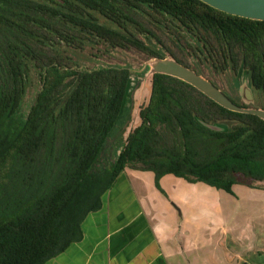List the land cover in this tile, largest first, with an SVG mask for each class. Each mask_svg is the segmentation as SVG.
Masks as SVG:
<instances>
[{"label":"trees","instance_id":"16d2710c","mask_svg":"<svg viewBox=\"0 0 264 264\" xmlns=\"http://www.w3.org/2000/svg\"><path fill=\"white\" fill-rule=\"evenodd\" d=\"M150 24L172 35L177 49L164 46L179 62L245 69L264 94V20L202 0H0V264H45L81 240L84 219L127 167L153 171L159 188L168 173L230 193L264 187V119L164 73L152 76L141 122L114 162L98 167L131 95V67L82 68L52 42L100 39L154 56L130 30L155 35ZM35 71L41 88L23 115ZM231 119L240 123L228 130L207 125Z\"/></svg>","mask_w":264,"mask_h":264},{"label":"rangeland","instance_id":"374dc122","mask_svg":"<svg viewBox=\"0 0 264 264\" xmlns=\"http://www.w3.org/2000/svg\"><path fill=\"white\" fill-rule=\"evenodd\" d=\"M151 33L141 31L131 26L130 30L153 51L154 56L147 51H141L133 46H113L104 40H87L82 45H76L62 41L53 43L64 56H69L82 68H95L102 65H126L132 70V96L128 98L120 117L117 127L112 133V137L105 149L104 156L101 157L98 167H109L116 159L122 149L125 139L130 131L139 125L141 118L139 111L141 106L148 102L151 86L152 74L148 70L149 62L158 56H169L164 44L176 50V46L171 41V34L159 28V25H149ZM162 41H160V40ZM192 68H198L202 75L214 81L233 100L245 106L264 108V94L260 90L252 87L250 76L247 70L240 69L238 72L227 70L216 72L200 60L191 59L187 56ZM195 66V67H194ZM41 76L38 71L33 72L28 90L22 105V114L26 115L33 105L37 92L41 88ZM251 90L253 98H247L245 88ZM133 90V91H132ZM131 94V93H130ZM238 120H221L212 125H218L221 129H231ZM242 182H250L253 185L259 183L243 175L236 176ZM198 184L187 191L177 189L178 196L196 199L198 207L200 235L211 232L214 238L224 232V247L219 246L213 249L212 255L207 249L199 255V262L195 264H264V190L246 184H235L233 192L218 189L205 182L197 181ZM264 186V180L260 182ZM161 185V183H160ZM159 188V187H158ZM166 196L168 193L161 188ZM174 190V189H173ZM177 195V193H173ZM207 217V218H206ZM207 222V226H205ZM208 227V228H207ZM207 228V229H206ZM226 240L230 248V253H223L226 248ZM209 241V239H208ZM243 243L246 247L245 261L236 260L234 254L241 250ZM260 247L263 254H254L248 249ZM241 252V251H239ZM235 259V261H233ZM259 260V261H258ZM183 264H191L189 261Z\"/></svg>","mask_w":264,"mask_h":264},{"label":"crops","instance_id":"0c3cea01","mask_svg":"<svg viewBox=\"0 0 264 264\" xmlns=\"http://www.w3.org/2000/svg\"><path fill=\"white\" fill-rule=\"evenodd\" d=\"M160 183L167 196L153 171L127 167L103 194L101 208L84 219L82 239L45 264H195L205 249L214 255V248L224 247V232L200 235L196 199L178 196L177 189L198 182L168 173ZM248 251L263 254L260 247ZM221 252L230 253L227 240ZM245 255L243 243L234 258L245 261Z\"/></svg>","mask_w":264,"mask_h":264},{"label":"water","instance_id":"95a60500","mask_svg":"<svg viewBox=\"0 0 264 264\" xmlns=\"http://www.w3.org/2000/svg\"><path fill=\"white\" fill-rule=\"evenodd\" d=\"M205 3L224 12L256 20H264V0H202ZM149 71L152 76L155 73L169 74L182 79L198 90L206 94L223 107L237 112L251 113L264 119V108L245 106L234 101L224 90L212 80L207 79L194 68L189 67L172 56L154 58L149 62ZM152 88V86H151ZM133 91V90H132ZM151 95V91H150ZM149 95V99H150ZM247 98H253L251 90L245 88ZM132 96V92L130 97ZM148 99V100H149ZM141 109V108H140ZM140 115V111H139ZM214 129H221L218 125L207 124ZM134 129V128H133ZM129 134V133H128ZM128 136V135H127ZM126 141V139H125Z\"/></svg>","mask_w":264,"mask_h":264}]
</instances>
